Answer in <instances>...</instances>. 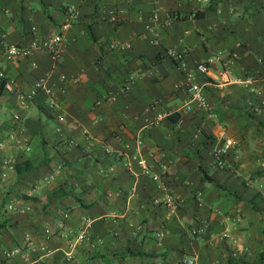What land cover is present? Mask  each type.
<instances>
[{
	"label": "crops",
	"instance_id": "crops-1",
	"mask_svg": "<svg viewBox=\"0 0 264 264\" xmlns=\"http://www.w3.org/2000/svg\"><path fill=\"white\" fill-rule=\"evenodd\" d=\"M59 30L55 60L3 56ZM0 71V264H264V0H0ZM185 71L212 114L174 109Z\"/></svg>",
	"mask_w": 264,
	"mask_h": 264
},
{
	"label": "built area",
	"instance_id": "built-area-1",
	"mask_svg": "<svg viewBox=\"0 0 264 264\" xmlns=\"http://www.w3.org/2000/svg\"><path fill=\"white\" fill-rule=\"evenodd\" d=\"M78 14V10L73 5H66L65 11H64V19L61 23V28H65L69 23H71L73 20L76 19ZM109 48H118L123 49L126 48L129 44L128 43H122L118 41H109L107 43ZM33 49H41L49 54V56L55 60L60 56V53L62 51V32L61 30L56 31L50 35H46L41 37L40 39L32 38L26 45H20L15 43L6 44L3 46V56L6 59L10 58H20L26 56L31 50ZM179 57V54L176 55ZM230 58L235 57V52L232 51L229 53ZM210 58L206 59H199L195 62V69L199 72H206L207 71V61H209ZM3 76L2 72L0 71V79ZM176 86H182L184 89L186 96L185 98L180 102L178 106H176L174 109L176 111L178 110H185L190 111L194 108L203 109L207 115L212 114L211 107L209 103L207 102L203 91H202V84L194 78V73L191 71H185L183 80L178 83ZM40 88H44L48 93V101H47V107L53 108L55 105V98H54V92L50 87H47L43 84V82L38 79L34 80L31 88L28 92V96H32L36 93V91ZM127 88V85H124L121 88V91ZM96 102H98L96 100ZM154 103L150 104V107H152ZM170 112V109L164 110H156L153 116V121L158 122L162 118L166 117V115ZM16 117V116H15ZM70 141V139H69ZM236 140L230 136L225 137L220 144L214 146L211 149V155L212 158L215 160L216 165L222 166L224 163H227V166L235 169L232 163H229L227 160V153L230 149H232L235 146ZM4 162L8 165V167H11L12 164L9 163L8 159H4ZM137 164L141 168V172L145 174H149L150 177L156 181L157 186L164 187V182L159 178V175L157 173L151 172L149 165L146 163V160L144 157L139 156L136 159ZM160 203H162L165 207H167L170 211L174 210L177 207V200L176 198L168 191H164L161 198L159 199ZM63 217L67 215L66 210L62 213ZM86 224L85 226L89 225V219L85 218ZM204 222H199L198 225L193 228V232H199L203 231L205 228ZM86 230V228H85ZM47 232V228L45 229ZM81 236V234H79ZM27 234L24 235V240H28ZM17 251V248H13L9 251L4 252V257H10L13 252ZM9 259V258H8ZM194 259L191 256H187L183 258L178 264H193Z\"/></svg>",
	"mask_w": 264,
	"mask_h": 264
}]
</instances>
